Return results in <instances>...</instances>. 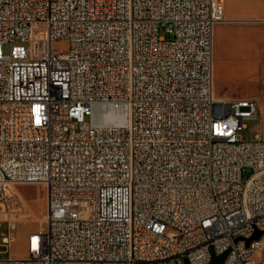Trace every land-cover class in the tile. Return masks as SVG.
Returning <instances> with one entry per match:
<instances>
[{
  "label": "built area",
  "instance_id": "1",
  "mask_svg": "<svg viewBox=\"0 0 264 264\" xmlns=\"http://www.w3.org/2000/svg\"><path fill=\"white\" fill-rule=\"evenodd\" d=\"M224 13L225 0H0L3 245L27 212L13 186L41 182L47 200L25 255L0 264H208L206 246L264 264L263 237L244 240L264 230V135L239 134L259 102L215 93Z\"/></svg>",
  "mask_w": 264,
  "mask_h": 264
},
{
  "label": "rangeland",
  "instance_id": "2",
  "mask_svg": "<svg viewBox=\"0 0 264 264\" xmlns=\"http://www.w3.org/2000/svg\"><path fill=\"white\" fill-rule=\"evenodd\" d=\"M224 18L215 30V93L228 99L254 98L259 102L258 117L247 119V126L239 132L242 139L252 140L257 135H264V19L231 22L227 20L225 13ZM220 24L233 26L231 31L228 30L230 35ZM228 39L230 42L227 43ZM53 47L67 50L68 44L57 40ZM7 48L6 44L5 50ZM249 173L250 171H245L244 177ZM13 188L27 212L18 221V235L12 248H7L2 243L8 234L7 224L2 223L0 258L25 255L28 234L43 224V215L47 210L46 188L43 183L24 182ZM169 233L174 236L177 230L170 228Z\"/></svg>",
  "mask_w": 264,
  "mask_h": 264
},
{
  "label": "crops",
  "instance_id": "3",
  "mask_svg": "<svg viewBox=\"0 0 264 264\" xmlns=\"http://www.w3.org/2000/svg\"><path fill=\"white\" fill-rule=\"evenodd\" d=\"M225 15L227 20L231 22L264 19V0H225ZM221 26H224L226 29V33L230 35L231 32L228 33V30L231 31L233 26ZM228 42H230L229 39L227 40V43ZM23 256L24 255H17L15 257Z\"/></svg>",
  "mask_w": 264,
  "mask_h": 264
},
{
  "label": "water",
  "instance_id": "4",
  "mask_svg": "<svg viewBox=\"0 0 264 264\" xmlns=\"http://www.w3.org/2000/svg\"><path fill=\"white\" fill-rule=\"evenodd\" d=\"M263 236H264V230L256 228L254 234L249 238H244V240L246 244L249 245L252 241L259 240ZM229 253H230V249H227L226 251H224L219 255L215 254L214 251H212L213 254L212 259L208 264H222L225 261L226 257L229 255Z\"/></svg>",
  "mask_w": 264,
  "mask_h": 264
},
{
  "label": "bare ground",
  "instance_id": "5",
  "mask_svg": "<svg viewBox=\"0 0 264 264\" xmlns=\"http://www.w3.org/2000/svg\"><path fill=\"white\" fill-rule=\"evenodd\" d=\"M264 240V238H263ZM212 251H214V246H206V254L207 255H213Z\"/></svg>",
  "mask_w": 264,
  "mask_h": 264
}]
</instances>
